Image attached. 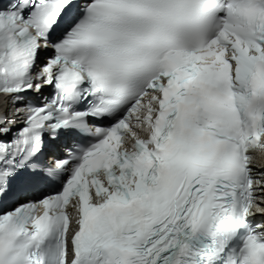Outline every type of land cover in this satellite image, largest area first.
Instances as JSON below:
<instances>
[{
  "label": "snow or ice",
  "instance_id": "1",
  "mask_svg": "<svg viewBox=\"0 0 264 264\" xmlns=\"http://www.w3.org/2000/svg\"><path fill=\"white\" fill-rule=\"evenodd\" d=\"M5 94L0 264H264V0H0Z\"/></svg>",
  "mask_w": 264,
  "mask_h": 264
}]
</instances>
